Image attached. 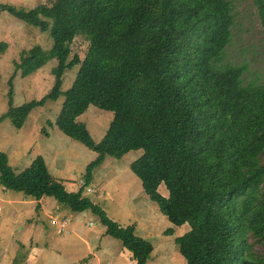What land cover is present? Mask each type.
Returning a JSON list of instances; mask_svg holds the SVG:
<instances>
[{"label":"trees","instance_id":"trees-1","mask_svg":"<svg viewBox=\"0 0 264 264\" xmlns=\"http://www.w3.org/2000/svg\"><path fill=\"white\" fill-rule=\"evenodd\" d=\"M252 2L264 29V0ZM0 11L51 41L48 50L22 51L7 81L10 98L0 122L21 129L32 112L63 94L56 126L97 154L72 193L43 157L16 173L0 152L1 188L91 212L134 264H146L153 247L136 227L121 226L84 196L92 170L107 156L143 149L130 168L160 213L175 227L188 226L174 240L186 264H264L251 243L264 247V83H245L247 67L225 61L234 26L230 0H52L32 9L0 4ZM80 36L89 42L87 55L71 59ZM7 47L0 43V56ZM52 61L51 91L14 106L17 73L33 75ZM76 66L73 84L63 91L65 73ZM89 106L114 113L98 143L78 122Z\"/></svg>","mask_w":264,"mask_h":264},{"label":"rangeland","instance_id":"rangeland-1","mask_svg":"<svg viewBox=\"0 0 264 264\" xmlns=\"http://www.w3.org/2000/svg\"><path fill=\"white\" fill-rule=\"evenodd\" d=\"M52 0H0L2 5L32 9L50 5ZM234 26L230 44L225 50V61L245 65V83H264V29L260 24L252 0H230ZM7 43L0 56V117L8 109V79L21 62L22 51L34 46L43 50L51 47L47 34L41 33L6 11H0V43ZM72 56L85 59L89 42L77 37L72 44ZM52 61L33 75L14 80V106L40 100L48 94L55 81ZM79 67L67 71L62 90L75 80ZM65 97L48 102L32 112L21 129L10 120L0 122V152L5 153L16 173L30 167L43 157L52 175L60 179L68 192L77 193L84 182L88 163L97 154L81 143L64 135L56 126ZM114 113L89 106L78 118L84 123L95 143L102 140L113 121ZM52 123V124H49ZM143 149L132 150L122 158L107 156L92 170V179L84 196L102 207L108 216L123 227L135 226L137 236L153 247L146 264H186L174 240L188 231V226H173L157 205L142 190V182L131 170L133 161ZM158 192L166 197L165 186ZM55 222L56 225H52ZM66 223L65 230L64 223ZM63 228V229H62ZM169 228L173 235H165ZM254 249L264 255V247L254 239ZM0 264H134V259L123 243L106 234L105 227L89 211L74 213L54 198L41 201L25 193L5 190L0 186Z\"/></svg>","mask_w":264,"mask_h":264},{"label":"built area","instance_id":"built-area-1","mask_svg":"<svg viewBox=\"0 0 264 264\" xmlns=\"http://www.w3.org/2000/svg\"><path fill=\"white\" fill-rule=\"evenodd\" d=\"M63 223H64L65 225H64V229H63V228H62V229L65 230L66 223H65V222H63ZM52 225H56L55 222H53Z\"/></svg>","mask_w":264,"mask_h":264}]
</instances>
